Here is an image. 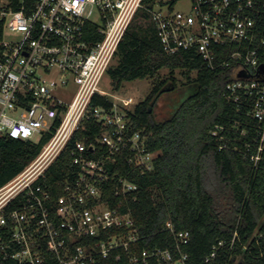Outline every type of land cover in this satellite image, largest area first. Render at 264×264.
Here are the masks:
<instances>
[{"label": "built area", "instance_id": "1", "mask_svg": "<svg viewBox=\"0 0 264 264\" xmlns=\"http://www.w3.org/2000/svg\"><path fill=\"white\" fill-rule=\"evenodd\" d=\"M181 1L0 0V137L45 140L38 155L0 185L4 260L192 264L185 249L191 233L177 231L172 219L163 228L172 234L169 245L141 247L146 237L128 207L139 185L131 171L121 174L119 158L146 172L154 169L159 152L132 124L135 99L99 88L126 31L146 10L166 53L195 51L212 69H231L225 98L255 121L241 132L253 138L247 144L256 149L252 158L263 159L264 0H187L188 10L176 8ZM69 84L76 88L65 101L57 92ZM80 130L84 136L71 150L77 171L54 198L39 181ZM109 193L117 205L106 199ZM225 244H215L205 261L214 263ZM220 264L243 261L229 256Z\"/></svg>", "mask_w": 264, "mask_h": 264}, {"label": "trees", "instance_id": "2", "mask_svg": "<svg viewBox=\"0 0 264 264\" xmlns=\"http://www.w3.org/2000/svg\"><path fill=\"white\" fill-rule=\"evenodd\" d=\"M2 36L0 19V39ZM114 58L107 72L117 89L124 81L146 77L154 81L146 98L131 110L133 126L143 129L148 147L159 152L154 169L141 172L119 158L121 174L131 171L129 177L139 185L137 199L129 201L128 207L146 237L141 247L169 245L172 234L163 228L172 219L177 231L191 233L185 249L192 264H220L237 255L243 264H264V156L257 162L252 158L256 149L247 144H253V138L241 132L246 123L255 121L225 98L231 69H212L195 51L166 53L146 10L138 13L126 31ZM162 69H167L163 76ZM177 70L179 78L186 79L183 84L195 89L189 90L168 118L158 120L156 103L164 93L177 88ZM100 103L106 102L100 98ZM83 136L82 130L73 136L39 181L54 198L63 193L65 180L77 171L71 150ZM44 141L0 137V185L34 159ZM106 199L113 206L119 202L113 193ZM221 241L226 242L221 257L207 263L205 258ZM0 264L16 263L0 254Z\"/></svg>", "mask_w": 264, "mask_h": 264}, {"label": "rangeland", "instance_id": "3", "mask_svg": "<svg viewBox=\"0 0 264 264\" xmlns=\"http://www.w3.org/2000/svg\"><path fill=\"white\" fill-rule=\"evenodd\" d=\"M189 6H190L189 1L184 0L179 2L176 8L181 10H188ZM7 36L9 38L11 37L10 34H8ZM115 61L116 58L113 59L112 63H115ZM166 72L167 69H162L160 72L161 76L165 75ZM176 75L178 78L180 77L179 70H177ZM185 81H186L185 78L183 79L179 78L177 88L173 91L164 93L158 99L155 106V114L158 120H164L168 118L171 115V111L176 107V105L184 97L190 94L189 90L192 92L194 91L195 87L192 86V88H190L188 85L186 86L185 84H183ZM153 82H154L153 79L150 77L140 78L132 81H124L121 87L117 89L114 85L111 76L109 75L108 72H106L99 84V88L112 97H116L118 95L132 96L135 99L136 103H138L146 98V96L148 95V93L152 88ZM75 88H76L75 84H69L68 87L58 91L57 94L63 100L69 101L73 96Z\"/></svg>", "mask_w": 264, "mask_h": 264}]
</instances>
